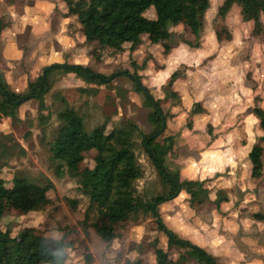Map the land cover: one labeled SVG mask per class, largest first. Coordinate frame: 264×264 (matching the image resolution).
<instances>
[{
  "label": "rangeland",
  "instance_id": "374dc122",
  "mask_svg": "<svg viewBox=\"0 0 264 264\" xmlns=\"http://www.w3.org/2000/svg\"><path fill=\"white\" fill-rule=\"evenodd\" d=\"M24 1L0 0V16L8 23L1 34V52L3 57H8L4 64L17 74L14 83L27 76L36 78L43 69L37 60L46 51L59 54L60 62L90 65L104 74L136 70L159 99L165 96L162 85L174 72H179L173 85L176 95L162 103L163 109L169 112L163 136L172 134L178 140L174 159L169 158V163L176 162L184 171L190 165L188 174L202 176L199 180L204 183L203 191L210 193L208 200L191 207L189 195L182 191L159 206L161 217L169 228L208 250L219 264H261L262 261L264 264V206L261 205L264 199L259 189V182L264 180V163L262 169L254 171L249 157L252 147L258 144L264 162V142L257 121V109L264 110V37L253 35V22L242 6L235 3L221 19L217 13L224 0H211L205 15L204 34L197 47L185 43L194 36L180 24L172 28L174 33L169 42L172 47L179 45L173 53V48L164 52L163 46L154 42L159 34L153 31L145 35L134 52L128 48L120 52L106 49L99 50L96 57L92 51L94 43L84 41L74 48L69 45L72 41L67 34L49 47L44 38L32 37L18 24L20 13L26 8ZM56 3L60 7L63 2ZM146 15L153 18L154 9H148ZM77 23L80 24L78 19ZM52 24L58 29L57 15ZM72 26L75 30L76 26ZM78 42H82L81 38ZM18 50L22 54L24 51V55ZM88 85L75 73L61 75L46 95L49 108L44 114L51 112V118L44 127L39 122L36 100L23 103L17 118L4 117L0 121V177L6 180L7 186H12L14 175L38 183L49 178L55 184V189L47 193L53 202L51 205L28 213L11 211L2 218V227L11 228L13 236L23 227H34L47 237L52 254L44 264L56 263L61 243L66 255L63 264H125L138 258L142 264H157L150 242L158 237L161 247H169L167 236L157 228L151 215L140 222L116 225L118 236L110 243L105 242L93 227L84 229L80 223L89 199L80 191L76 179L67 175L59 178L49 168L46 144L60 125L57 112L61 105L53 97L55 92L63 94L85 117L88 130L103 124L110 130L124 120L133 121L146 132L153 128L147 119L150 108L144 105V96L134 91L129 77L120 76L108 87L99 86L96 94L77 91V87ZM210 146L216 151L204 152ZM137 151L145 169L138 188H150L155 170L142 148ZM94 154V150L86 153L84 164H92ZM224 162L229 164L227 168ZM217 168L222 171L215 173ZM248 181L255 183L249 188ZM219 190L221 206L217 208ZM42 195L41 191L31 192L32 197ZM70 199L77 201L75 207ZM169 252L173 259H178L177 247H171ZM183 264L197 263L190 259Z\"/></svg>",
  "mask_w": 264,
  "mask_h": 264
},
{
  "label": "trees",
  "instance_id": "16d2710c",
  "mask_svg": "<svg viewBox=\"0 0 264 264\" xmlns=\"http://www.w3.org/2000/svg\"><path fill=\"white\" fill-rule=\"evenodd\" d=\"M66 15H75L81 24V32L87 42L94 43L93 55L99 50L112 49L130 52L137 50L144 41V36L156 31L154 39L160 43L164 52L172 48L170 38L173 27L183 25L194 36L185 40L190 46L197 47L204 34L205 15L211 0H65ZM235 3H239L245 15L252 20V33L258 38L264 37V0H224L217 13L223 18ZM154 8L156 17L149 18L146 11ZM8 25L0 16V60L2 58L1 34ZM172 25V27L170 26ZM135 65L136 63L132 61ZM65 73H75L83 78L88 86H79L80 93L96 94L99 86H110L120 76H127L133 81L134 91L144 96V105L149 109L147 119L153 126L146 132L131 120H124L119 125L107 130V124L88 130L85 117L69 104L60 92L53 97L59 100L61 108L57 112L60 125L50 140L47 141L49 168L62 178L67 175L76 179L80 191L88 197L89 204L84 218L80 222L84 229L93 227L103 241L110 243L117 236L116 225L127 221L140 222L151 215L159 230L167 236L168 247H177L179 257L173 259L169 249L159 245V238L150 242L157 264H183L192 259L197 264H219L208 250L192 243L169 228L158 210L159 206L182 191L189 195L190 206L201 204L209 199V191L204 190V183L199 179H183L177 167L170 165L169 158L175 153L176 136H163L167 127L169 112L162 103L167 97L176 95L173 88L179 72L173 73L168 82L162 85L164 98H155L146 86L138 71L119 70L111 74L97 72L90 65L82 63L53 62L44 66L36 78H30L25 90L12 86L5 78L0 65V121L2 118H17L20 106L29 100L38 102V118L44 127L51 118L46 95L52 90L59 77ZM261 136L264 142V110L257 109ZM165 119V126L162 129ZM143 154L155 170V180L150 188L139 189L138 181L145 176V169L140 161L137 149ZM94 150L92 164H84L86 153ZM261 148L255 144L249 157L253 170L263 168ZM55 189L54 182L45 178L44 183L31 181L21 175H14L12 186L0 177V264H44L51 256L52 248L47 237L34 227H23L13 236L11 228L3 229L1 220L11 211L28 213L47 208L53 202L47 193ZM32 191H41V197H32ZM216 197V207L220 204V190ZM224 198V197H223ZM75 207L77 201L70 199ZM92 213L95 216L92 218ZM92 219V220H91ZM62 245V246H61ZM55 264H63L66 255L61 243ZM125 264H142L141 259L127 260Z\"/></svg>",
  "mask_w": 264,
  "mask_h": 264
},
{
  "label": "crops",
  "instance_id": "0c3cea01",
  "mask_svg": "<svg viewBox=\"0 0 264 264\" xmlns=\"http://www.w3.org/2000/svg\"><path fill=\"white\" fill-rule=\"evenodd\" d=\"M57 1L63 2V3H61L60 7H58V4L56 3ZM24 4H26V8H23L22 12L20 13L21 21L18 22V24H20L19 26L23 27L25 30H28L31 33L32 37L36 35V36H40L42 39L44 38L43 42L46 43L45 44L46 46L49 47L50 46L49 44L57 43L58 42L57 38L62 37L63 34H67L71 37L72 44L70 42L69 45L73 46L74 48L79 47L81 44L83 45L84 41H86L84 39L82 32H80L81 27L79 26L80 24L78 25V23H77V17L75 15H66L67 4H66L65 0H27V1L25 0ZM152 9H154V8L152 7ZM56 15L58 16V21H59L58 29H55V26H53V24H52V19ZM154 15L155 16H153V18L156 17L155 11H154ZM13 19H15V18H13ZM13 21L17 22L15 20H13ZM72 25L76 26V28H75L76 31L73 30ZM80 38L82 41L81 43L78 42V39H80ZM144 39H145V36H144ZM158 44L160 47L161 44L160 43H158ZM177 46L179 47V45L172 47L173 48L172 53H173V51L175 52V49L177 48ZM67 49H69V48H67ZM18 51L19 52L21 51L20 52V55H21L22 50H18ZM19 52H18V54H19ZM22 55H24V51H23ZM59 57H60L59 54L55 55V53L46 51V53L44 55H39L40 60H37V62H38V65L40 66V68H43L44 66H47L53 62H60V60H58ZM7 58L8 57H3V54H2V58L0 60V65L4 69L6 80L15 88L20 89V90H25L27 87V82L30 78H28V76H27L24 79H20L19 83H14V80H15L14 75H17V74L13 71L12 68H9L7 66L6 62L4 64V59H7ZM169 68H171L170 72H172L173 71L172 67L168 66L167 69L169 70ZM257 121H258V123H260L259 122L260 120H257ZM261 129L259 130L260 137L263 135V132H261ZM207 150H210V151H207ZM212 151H216V149H215V147L210 146L209 149H206L204 152L207 153V152H212ZM201 154H203V152H201ZM171 157L173 158V156H171ZM173 159H172V161H173ZM201 161H203V159H201ZM172 163L176 164V162H174V161ZM172 163H170V165ZM224 163H225L224 168H227L229 166V164L226 162H224ZM172 165L179 168V171H181V175H182L181 178H183V179H185V178L186 179H200L202 177V176L200 177L199 175L192 176L193 174H188V172L190 171L189 170L190 165H186L184 167L185 171L182 168H180L177 164L176 165L172 164ZM232 166H235V164L232 163ZM218 169L219 168H217L215 170V173H219L222 171V170L218 171ZM207 173H209V172H207ZM209 174H211V173H209ZM254 183L255 182L252 183V182L248 181L246 183V187L250 188V187H252V185ZM259 186H260L259 189L261 192V197L263 200L264 199V194H263L264 193L263 192L264 180L259 182ZM261 205L264 206V201H263V204H261ZM261 264H263V261Z\"/></svg>",
  "mask_w": 264,
  "mask_h": 264
},
{
  "label": "water",
  "instance_id": "95a60500",
  "mask_svg": "<svg viewBox=\"0 0 264 264\" xmlns=\"http://www.w3.org/2000/svg\"><path fill=\"white\" fill-rule=\"evenodd\" d=\"M164 121V124H163V126H162V129L164 128V126H165V119L163 120Z\"/></svg>",
  "mask_w": 264,
  "mask_h": 264
}]
</instances>
